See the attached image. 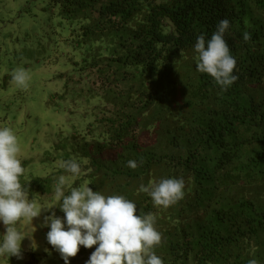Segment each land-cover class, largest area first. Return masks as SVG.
<instances>
[{
	"label": "trees",
	"instance_id": "16d2710c",
	"mask_svg": "<svg viewBox=\"0 0 264 264\" xmlns=\"http://www.w3.org/2000/svg\"><path fill=\"white\" fill-rule=\"evenodd\" d=\"M51 1L77 27L73 98L88 120L54 146L57 167L29 194H52L64 175L72 187L125 196L156 216L164 264H264V0ZM222 19L238 76L226 91L196 70L194 49ZM69 159L79 176L59 167ZM181 177L184 199L169 208L139 191Z\"/></svg>",
	"mask_w": 264,
	"mask_h": 264
},
{
	"label": "clouds",
	"instance_id": "9594fccd",
	"mask_svg": "<svg viewBox=\"0 0 264 264\" xmlns=\"http://www.w3.org/2000/svg\"><path fill=\"white\" fill-rule=\"evenodd\" d=\"M229 27V20L222 19L210 39L201 34L194 45L198 54L196 70L210 75L222 91L238 80L233 74L236 58L225 39ZM243 40L249 42L251 33L244 32ZM30 79L29 70L22 67L13 70L12 81L17 86L27 89ZM20 152L14 132L9 127L0 128V222L5 229L0 242V257L23 259L21 242L26 237L35 250L33 232L28 235L21 231L18 222L23 219L33 223L47 212L50 214L43 215L40 226L49 228L47 242L60 254L64 264H69V258L78 254L80 246L86 249L96 246L86 264H164L155 251L164 237L156 227L157 218L153 213L137 214V205L132 200L123 195L105 196L93 191L89 184L72 187L64 175L59 177L54 189L57 203L44 206L34 197L30 198L28 183H21L25 168L19 158ZM143 163V158L139 164L128 160L127 166L135 170ZM59 167L74 177L82 172L75 159L61 160ZM66 185L69 189L67 195ZM184 189L182 177L149 181L147 186L142 184L139 187L140 192L151 197L155 206L165 209L184 199ZM56 207L64 213L63 218L56 215ZM247 264H260V261L252 258Z\"/></svg>",
	"mask_w": 264,
	"mask_h": 264
},
{
	"label": "rangeland",
	"instance_id": "374dc122",
	"mask_svg": "<svg viewBox=\"0 0 264 264\" xmlns=\"http://www.w3.org/2000/svg\"><path fill=\"white\" fill-rule=\"evenodd\" d=\"M79 41L77 27L58 17L51 0H0V128L9 127L18 137L26 183L47 178L58 165L52 159L54 146L87 123L73 98L79 94L75 81L83 58ZM17 67L30 72L27 89L12 81ZM31 196L44 206L57 203L54 191ZM54 211L63 218L59 207ZM42 217L18 222L21 231L33 232L36 249L26 237L21 242L23 259L0 257V264H64L47 242L49 228L40 226ZM4 230L0 222V242ZM95 247L80 246L69 264H86Z\"/></svg>",
	"mask_w": 264,
	"mask_h": 264
}]
</instances>
